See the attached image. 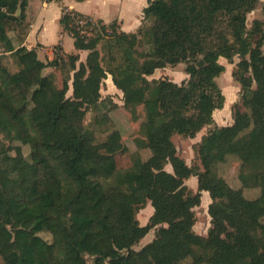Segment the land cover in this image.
Instances as JSON below:
<instances>
[{"label":"trees","instance_id":"trees-1","mask_svg":"<svg viewBox=\"0 0 264 264\" xmlns=\"http://www.w3.org/2000/svg\"><path fill=\"white\" fill-rule=\"evenodd\" d=\"M258 1L148 0L146 29L87 43L69 26L83 13L64 7L61 24L77 49L89 50L78 69L79 54H68L75 71L70 98L69 80L56 87L36 50L21 46L29 32L28 0H0V133L30 146L29 158L22 144L0 148V264H88L84 253L93 247L99 249L93 264H264V195L245 197L212 168L222 154L247 160L251 132L260 134L264 149V21H254L255 42L247 26ZM101 41L105 56L97 48ZM139 44L149 50L141 54ZM237 55L234 77L245 110L238 107L232 124L201 139L200 171L178 155L173 136H191L214 122L225 103L216 81L225 70L220 58ZM179 63L189 74L181 84L146 77ZM108 75L126 105L143 104L147 111L139 147L150 156H138L125 172L117 170L114 155L123 144L109 116L96 117L108 133L105 141L84 134V106L94 102L93 89ZM192 175L198 177L196 192L185 183ZM113 176L116 186L109 183ZM203 191L210 193L213 224L206 237L193 229ZM148 201L154 212L141 225L136 213ZM64 209L67 220L60 215ZM156 226L154 240L136 250ZM42 231L52 234V243ZM176 246L181 254L168 256Z\"/></svg>","mask_w":264,"mask_h":264},{"label":"rangeland","instance_id":"rangeland-1","mask_svg":"<svg viewBox=\"0 0 264 264\" xmlns=\"http://www.w3.org/2000/svg\"><path fill=\"white\" fill-rule=\"evenodd\" d=\"M60 1L56 3L60 4V6H64L69 5L71 2L75 3V1L79 0ZM5 10L7 9L5 8ZM16 14H18V12H16ZM255 20L264 21V0H259L255 9L247 16V26L249 32L251 33L253 42L257 41L259 38V34L253 31ZM71 23L80 35H82V40L85 43L89 40L92 41L99 36L107 38L109 35L117 34L121 31L120 25L116 22L114 25L113 23L105 24L102 21L85 14H83V17L73 18ZM15 25L16 23L12 22L9 27L12 28ZM147 26L148 23L142 22L139 29L142 31L146 29ZM102 45L103 43L101 41L97 48L100 50L101 55L105 56L101 49ZM52 49L55 53L50 60L52 69L49 71L44 69V75L50 76L54 85L59 88L63 86L64 81L69 80L70 88L67 92V97L74 98L72 82L75 71L72 69L73 63L70 61L69 55H64L60 44L54 46ZM138 50L141 54H144V52L149 50V46L139 44ZM86 51L89 52V50ZM79 56L80 59L76 65L77 69L79 68L80 62L86 61V59L85 61H81L82 57L80 54ZM138 58L141 62L143 61V57L140 54H138ZM247 58H249V55H247ZM240 60L241 57L238 55L235 56L232 61H229L224 57L220 58V62L224 64L225 70L216 78V81L225 95V103L221 109L214 112V122L210 125L204 126L200 131L191 136L183 137L179 134H175L173 136V141L177 147L178 155L185 160L189 166L192 165L200 171L204 170L203 163L198 154V144L201 139L217 126H227L232 124L234 122V112L238 107L241 108L242 111L245 110L242 101V87L234 77V72L236 71L237 64ZM186 68V63H179L173 66L168 65L166 67L155 69L153 74L146 77L151 81L155 79L159 80L167 78L181 84L189 78ZM254 86L255 85H253V87ZM93 97L94 102L84 106L85 114L83 124L85 127V136L93 139L97 143H101L107 139L108 133L101 132L98 124L96 123L97 115L104 113L113 121L115 125L114 129L121 135L123 148L114 155L117 170L119 172L129 170L138 156H141V158L146 160L150 156V150L139 147V144L145 138L142 130L147 117L145 106L143 104L135 106L126 105L123 91L116 87L112 79L109 78V75L102 80L98 89H93ZM247 131L248 130L245 132ZM250 134L252 136V140L246 149L247 160H242L235 154H222L223 156L218 161L214 162L212 168L218 176L223 177L233 188L241 189L245 197L249 199H256L264 195V149L259 142L260 134L257 131L253 133L251 132ZM8 137L9 136H6L4 133H0V148L2 146H8L9 144H22L24 154L29 158L30 146L23 144L20 141L12 142ZM12 153L14 152L12 151ZM165 168L168 171H173L171 164H167ZM192 178V180L189 179V181H187L188 183H185L192 191L196 192L198 188V185L196 187L198 177L194 176ZM109 183L116 186L118 185V180L113 176L110 178ZM210 203V193L208 191L205 193L202 192L201 203L194 208L196 221L193 229L197 234L205 237L208 236V231L213 226L212 218L208 211ZM153 212L154 208L151 201H148L144 208L138 210L136 218L141 225H146L153 215ZM60 215L66 220L69 219V209L62 210ZM158 227L159 226L153 227L147 235L134 246V248L139 250L148 243L152 242L155 238ZM40 236L48 242H53V236L48 231L40 232ZM180 254L181 251L178 246L171 247L167 250V255L170 257L179 256ZM98 255L99 249L97 247H93L91 250L84 253V258L88 264H93ZM186 263L187 262H184L182 264Z\"/></svg>","mask_w":264,"mask_h":264},{"label":"crops","instance_id":"crops-1","mask_svg":"<svg viewBox=\"0 0 264 264\" xmlns=\"http://www.w3.org/2000/svg\"><path fill=\"white\" fill-rule=\"evenodd\" d=\"M59 1L28 0L24 12L26 21L29 22V32L21 46L35 49L44 69L48 71L52 69L50 60L55 54L52 48L56 45L62 46L65 56L79 53L82 57L81 61H85L87 57L88 51L78 50L74 38L61 24L64 7L91 16L105 24H112L116 21L122 31L135 32L142 23L143 9L148 4V0H79L75 3L71 2L69 5L60 6L56 3ZM17 12L19 15L21 9L18 8ZM109 78L112 79L111 75ZM192 177L194 176L188 178L186 183ZM197 185L198 180L196 187ZM205 192L203 191V193Z\"/></svg>","mask_w":264,"mask_h":264},{"label":"built area","instance_id":"built-area-1","mask_svg":"<svg viewBox=\"0 0 264 264\" xmlns=\"http://www.w3.org/2000/svg\"><path fill=\"white\" fill-rule=\"evenodd\" d=\"M73 17H74V15H73ZM75 17H83V16H75ZM75 19V18H74ZM91 21V20H90ZM88 23V22H87ZM71 28H74V26H73V24L72 23H70V25H69ZM75 29V28H74ZM76 30V29H75Z\"/></svg>","mask_w":264,"mask_h":264}]
</instances>
